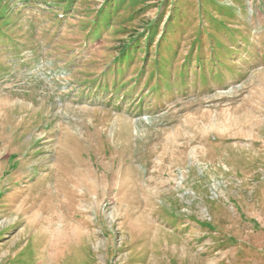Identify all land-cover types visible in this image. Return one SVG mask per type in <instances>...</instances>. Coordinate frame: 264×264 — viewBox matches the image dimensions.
<instances>
[{
    "label": "rangeland",
    "instance_id": "374dc122",
    "mask_svg": "<svg viewBox=\"0 0 264 264\" xmlns=\"http://www.w3.org/2000/svg\"><path fill=\"white\" fill-rule=\"evenodd\" d=\"M0 264H264V0H0Z\"/></svg>",
    "mask_w": 264,
    "mask_h": 264
},
{
    "label": "trees",
    "instance_id": "16d2710c",
    "mask_svg": "<svg viewBox=\"0 0 264 264\" xmlns=\"http://www.w3.org/2000/svg\"><path fill=\"white\" fill-rule=\"evenodd\" d=\"M101 26L102 25H98L97 27L101 28ZM130 55H131V53L129 52V50L123 51L122 54H121V56L123 58L122 60H125V58H128ZM189 56L191 57V54ZM130 60H131V58H128L126 62L129 63ZM196 62H197L196 64H201V62H202L201 61V54L197 57V61ZM119 64H122V62H119Z\"/></svg>",
    "mask_w": 264,
    "mask_h": 264
}]
</instances>
